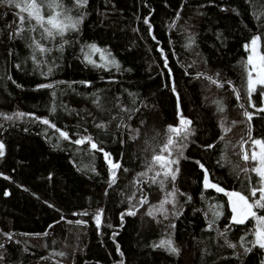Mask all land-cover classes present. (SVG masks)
Here are the masks:
<instances>
[{
    "label": "trees",
    "instance_id": "16d2710c",
    "mask_svg": "<svg viewBox=\"0 0 264 264\" xmlns=\"http://www.w3.org/2000/svg\"><path fill=\"white\" fill-rule=\"evenodd\" d=\"M17 11L0 6V233L12 236L0 235V264H261L264 252L244 255L239 246L251 223H229L227 198L203 188L195 161L226 191L244 193L249 181L256 182L242 171L252 163L241 159L239 143L249 136L264 140L260 87L248 106L244 48L253 35L264 37V0H88L79 31L64 36L67 43L60 37L44 41L39 30L10 39ZM32 38L51 49L43 57L35 53V64ZM93 43L110 52L119 68L86 63L81 48ZM85 52L103 63L100 53ZM97 97L100 107L93 104ZM177 103L180 117L192 122L191 134L182 149L173 146L178 162L172 169L178 171L175 181L164 179L162 191L150 179L158 165L137 174L159 154L168 126L179 124ZM245 111L253 115L250 121ZM35 117L50 120L70 140L91 136L120 164L116 182L109 187L102 152L63 140ZM99 123L105 127H95ZM250 147V141L244 144L246 153ZM173 189L174 205L165 203L161 211L160 200ZM98 210L99 229L93 219ZM169 236L178 255L153 248ZM251 238L245 235V241ZM59 252L64 255H54Z\"/></svg>",
    "mask_w": 264,
    "mask_h": 264
},
{
    "label": "snow or ice",
    "instance_id": "6c2138e0",
    "mask_svg": "<svg viewBox=\"0 0 264 264\" xmlns=\"http://www.w3.org/2000/svg\"><path fill=\"white\" fill-rule=\"evenodd\" d=\"M88 4V0H72L71 6H68L64 3V0H0V6H4L11 10L12 8L17 9L18 11L13 13L14 15L19 16V23L16 25L14 29L15 36H13V30L9 31V38H23L22 33L25 31L28 32H36L39 30V34L41 35V39L44 41L54 40L56 37H60L64 43H67L64 40V36L68 32H78L80 28V24L86 15L85 9ZM45 10H47V14H45ZM224 9H221L223 11ZM75 13V14H74ZM26 14V16L24 15ZM175 21H173L174 23ZM144 23L148 25L149 35H151V25L149 24L148 18H144ZM135 31V29H133ZM191 41V37H189ZM264 42V37L253 35L248 43L244 45L246 52H248L247 60L245 64V72L247 75V88L246 92L249 97L248 106L253 107L251 95L255 90L256 86L259 85L261 87L260 96L264 99V54L261 52V44ZM28 47L33 52V63L37 62L35 53H39L41 57L44 56L46 52H50L51 49L46 48L43 44L32 38L31 43ZM85 49L90 50L91 52L100 53V60L103 63L97 64L90 58V55L85 52ZM81 53L83 54L84 61L88 64H91L96 68H105L107 70V65L114 66L119 68V64L114 58H111V53L107 52L106 49H100L96 44H87L82 46ZM42 62V61H41ZM250 66V67H249ZM255 73V76H253ZM197 76H200L201 73H197ZM169 78H171V73H169ZM208 79L211 83L216 84L217 81L212 79L211 77H204ZM87 86V82H82ZM219 87V84H217ZM231 87V84L229 85ZM40 88H51L50 84H41L38 85ZM235 91V90H233ZM175 89L173 88V95H175ZM99 97L93 100V104H97V100ZM218 105V111H223L222 107H219V102H216ZM97 107L100 105L97 104ZM55 109H50V113L54 112ZM124 111V109H121ZM259 111H264V107L260 108ZM17 117L24 116V113H16ZM177 116L179 118V124L177 126L169 125L167 129L166 141L160 147L159 154H153L151 156V162L147 164L146 171L143 173H138L137 175H147L148 172L154 171V165H158L159 170L154 172V175L150 177V179L154 183H159L161 190H164V179L171 177L173 181L176 179V171L173 170L172 165L177 164V159L173 157V146H178V148L182 149L184 147L183 141L187 140L188 136L191 134V120L180 117V105L177 103ZM243 116L247 120H251V114L249 112H243ZM6 119H11L12 117H5ZM34 119H38L41 124L47 125L48 128L54 129L59 133V137L63 140L69 141L77 146L83 145L87 143L91 150L99 151L103 153L104 160L108 165V183L109 187L112 186L116 182L115 180V172L113 169H117L120 167L118 162H113L110 154L102 148H98V145L93 141L91 136H82L75 140H70L69 133L59 128H56L55 124L50 122L48 119L35 117ZM128 119H131V115H129ZM122 125L118 124L117 127H121ZM95 127L103 129L105 125L103 123L96 124ZM249 127V131H250ZM75 135V133L73 134ZM174 136L179 137L180 140L177 141L174 139ZM133 139L134 137H129ZM249 141L253 146L251 151V160L255 162V166L248 168L245 167L242 169L243 172L248 173L251 172L255 175L256 182L252 183L249 181L246 192L242 193L241 191H226L223 187L218 186L216 183H211L209 179V173L205 169V166L200 161H195V163L200 168L203 173V188L204 189H214L217 193H223L228 200L227 207L231 212V218L229 220L230 224L235 225H245L246 221L252 222L251 228H246L245 235H250L251 240L245 241V235H241L239 237L240 248L243 249V254L247 255L252 252L253 249H259L261 252H264V140L256 138L253 139L249 136ZM249 141H242L239 143L240 151H241V159L247 161L249 156L245 152L244 144ZM208 148H212L213 145H207ZM259 149V151L256 150ZM167 153V155H164ZM179 155L182 156V152H178ZM4 155V145L0 143V156ZM127 171V169H125ZM163 177L161 180L157 181V177ZM4 179H9L7 176ZM137 181L135 178L133 179V183ZM167 191L165 192V198L160 200V208L163 211V205L165 203L174 205V192ZM8 192L5 191L4 195L8 196ZM107 194V192H106ZM180 195H184L180 193ZM129 201H131L132 197H128ZM147 202V197H142L140 203ZM48 207H53V205L49 204ZM212 209L217 208V205H211ZM255 209L262 210L260 214H258ZM73 215H77V213H73ZM79 215H87L86 212L79 213ZM127 215L132 216L135 215L134 211H128ZM147 215L152 216V211H149ZM220 212L213 211V216H219ZM123 218V216L121 217ZM63 219V216H61ZM97 229L100 226L101 220V210H98L96 215L93 217ZM75 224L80 225L83 221L77 219L74 221ZM51 228L52 225H49ZM227 227V225H226ZM0 235L6 236L7 240H11L12 236L10 233H0ZM228 248H235V244L231 242H227ZM246 244H250L251 247L246 246ZM5 247L4 243H0V249ZM153 248H162L169 255H178L179 249L175 247L172 239L169 237L162 238L158 244H154ZM117 253L119 254V246L117 247ZM54 255L63 256V252L54 253ZM3 259V256H0V260ZM237 259L239 257L237 256ZM118 264H124L123 260H120ZM261 264H264V259L261 260Z\"/></svg>",
    "mask_w": 264,
    "mask_h": 264
},
{
    "label": "rangeland",
    "instance_id": "374dc122",
    "mask_svg": "<svg viewBox=\"0 0 264 264\" xmlns=\"http://www.w3.org/2000/svg\"><path fill=\"white\" fill-rule=\"evenodd\" d=\"M249 67H250V66H249ZM253 76H255V73H253ZM258 87H260V86L257 85L256 88H255V90H256ZM260 88H261V87H260ZM255 90H254V91H255ZM254 91H253V92H254ZM262 107H264V99H262ZM262 107H261V108H262ZM251 116H253V115H251ZM252 149H253V146L251 145V147H250V151H248L247 155L249 156V159H248V160L252 163V167H253V166H255V162H253V161L251 160V151H252ZM256 150L259 151L258 148H256ZM105 164H106L107 169H108V165H107L106 162H105ZM113 171H114L115 174H116L117 169H113ZM108 172H109V169H108ZM257 210H258V209H255V211H257ZM246 222H250V223H251V227H252V222H251V221H246ZM251 227H250V228H251Z\"/></svg>",
    "mask_w": 264,
    "mask_h": 264
},
{
    "label": "water",
    "instance_id": "95a60500",
    "mask_svg": "<svg viewBox=\"0 0 264 264\" xmlns=\"http://www.w3.org/2000/svg\"><path fill=\"white\" fill-rule=\"evenodd\" d=\"M211 182V181H210ZM212 183V182H211ZM210 190H213V191H215L214 189H210ZM216 192V191H215ZM222 194V193H221ZM225 196V195H224ZM226 197V196H225ZM227 198V197H226ZM235 225V224H234Z\"/></svg>",
    "mask_w": 264,
    "mask_h": 264
}]
</instances>
